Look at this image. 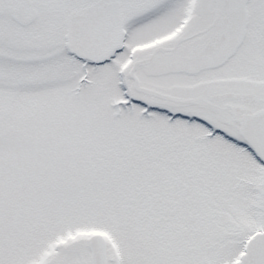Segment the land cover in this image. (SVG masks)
Wrapping results in <instances>:
<instances>
[{
	"label": "snow or ice",
	"instance_id": "6c2138e0",
	"mask_svg": "<svg viewBox=\"0 0 264 264\" xmlns=\"http://www.w3.org/2000/svg\"><path fill=\"white\" fill-rule=\"evenodd\" d=\"M0 264H264V0H0Z\"/></svg>",
	"mask_w": 264,
	"mask_h": 264
}]
</instances>
